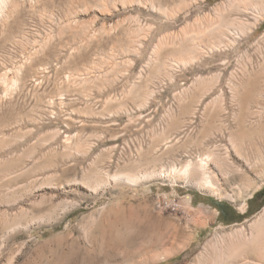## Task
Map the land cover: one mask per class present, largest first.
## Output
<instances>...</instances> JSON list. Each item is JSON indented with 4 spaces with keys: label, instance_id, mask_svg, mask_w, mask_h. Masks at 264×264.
Here are the masks:
<instances>
[{
    "label": "rangeland",
    "instance_id": "rangeland-1",
    "mask_svg": "<svg viewBox=\"0 0 264 264\" xmlns=\"http://www.w3.org/2000/svg\"><path fill=\"white\" fill-rule=\"evenodd\" d=\"M8 1L0 264H199L264 211V0Z\"/></svg>",
    "mask_w": 264,
    "mask_h": 264
},
{
    "label": "bare ground",
    "instance_id": "bare-ground-1",
    "mask_svg": "<svg viewBox=\"0 0 264 264\" xmlns=\"http://www.w3.org/2000/svg\"><path fill=\"white\" fill-rule=\"evenodd\" d=\"M8 2H9L8 0H0V14L1 15H2L1 9L5 8L8 4ZM241 4H242L241 6H248V5H244L245 4L244 2ZM248 4H250V3L248 2ZM250 5L252 7H257L258 4L251 2ZM262 7H264V6H261V9H262ZM257 10H259V9H257ZM255 26L256 25H254L253 27H250L249 30H251V28H254ZM179 44H180V42H179ZM138 47H139V45H138ZM208 169H209V167H208ZM204 172H206V170ZM204 172H202V173H204ZM173 176L168 175V176H163V177L164 178L165 177L166 178H170V177L172 178ZM207 177H208V175H207ZM125 178H124L125 181L130 183V184H135L137 181V178L134 175H127ZM209 180L206 179L203 186L208 187V188H213V185H212L213 183H211V181H209ZM212 182H213V180H212ZM195 186L199 187V184L196 183ZM82 235L84 238H86V236H87L86 232H82ZM252 258H253V261L256 259H259V258H262V259L264 258V211H262L257 217H255V219L251 222V224L248 226V229L246 231L243 230L241 227L240 228H233L232 230L229 231V233H226L225 235H221V236L214 235V236H212V238L207 240L205 242V246H204V248L200 254L199 264H252V262H253Z\"/></svg>",
    "mask_w": 264,
    "mask_h": 264
},
{
    "label": "trees",
    "instance_id": "trees-1",
    "mask_svg": "<svg viewBox=\"0 0 264 264\" xmlns=\"http://www.w3.org/2000/svg\"><path fill=\"white\" fill-rule=\"evenodd\" d=\"M262 197H264V190H262L259 194H256V195L252 198V200H251V202H250V205L253 206V204L259 202L258 200H259L260 198H262ZM214 206H215V208L218 209L219 204H215ZM257 207H258V206H257ZM252 210H253V208L251 209V211H252ZM251 214H253V211H252L250 214L247 213L248 216L251 215ZM219 217H220L221 221L224 222V223H226V224H231V223H233V221H234L235 219H237V218L234 217V218H233L232 220H230V221L224 220V219L222 218V216H221L220 213H219Z\"/></svg>",
    "mask_w": 264,
    "mask_h": 264
},
{
    "label": "flooded vegetation",
    "instance_id": "flooded-vegetation-1",
    "mask_svg": "<svg viewBox=\"0 0 264 264\" xmlns=\"http://www.w3.org/2000/svg\"><path fill=\"white\" fill-rule=\"evenodd\" d=\"M218 210L224 220L230 221L235 217L231 208L228 207L227 205L220 204L218 206Z\"/></svg>",
    "mask_w": 264,
    "mask_h": 264
}]
</instances>
